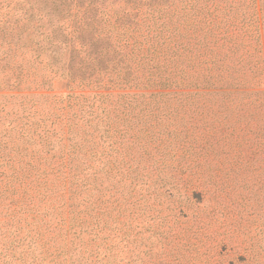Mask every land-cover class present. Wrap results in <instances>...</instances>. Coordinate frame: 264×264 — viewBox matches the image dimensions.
<instances>
[{"label":"trees","instance_id":"obj_1","mask_svg":"<svg viewBox=\"0 0 264 264\" xmlns=\"http://www.w3.org/2000/svg\"><path fill=\"white\" fill-rule=\"evenodd\" d=\"M0 93V256L29 213L43 261L83 220L66 199L149 181L176 107L264 105V0H0Z\"/></svg>","mask_w":264,"mask_h":264},{"label":"rangeland","instance_id":"obj_2","mask_svg":"<svg viewBox=\"0 0 264 264\" xmlns=\"http://www.w3.org/2000/svg\"><path fill=\"white\" fill-rule=\"evenodd\" d=\"M67 92L57 84L39 93ZM13 101L0 93V108H12ZM39 102L54 106L49 98ZM260 103L236 98L176 107L178 118L165 125L182 132L162 136L166 150L151 155L148 182L105 181L90 187L84 201L77 194L66 199L79 205L76 214L83 220L67 235L68 244L55 242L43 261L32 256L43 244V237H35L32 214L24 213L20 223L11 216L0 264H264ZM59 200L51 205L62 206ZM56 214L35 218L53 221Z\"/></svg>","mask_w":264,"mask_h":264}]
</instances>
